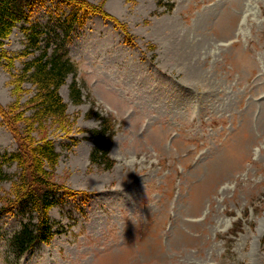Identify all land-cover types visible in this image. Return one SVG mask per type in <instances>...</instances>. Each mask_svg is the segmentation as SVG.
<instances>
[{
	"label": "rangeland",
	"instance_id": "obj_1",
	"mask_svg": "<svg viewBox=\"0 0 264 264\" xmlns=\"http://www.w3.org/2000/svg\"><path fill=\"white\" fill-rule=\"evenodd\" d=\"M69 1L90 14L66 43L64 116L40 118L23 70L41 51L22 52L24 29L54 38L72 8L25 0L2 48L0 156L23 161L2 165L0 211L24 176L38 186L31 154L46 142L59 157L42 190L77 194L57 193V233L17 264H264V0ZM100 118L111 169L90 159ZM21 210L0 214V264H16L5 246Z\"/></svg>",
	"mask_w": 264,
	"mask_h": 264
},
{
	"label": "trees",
	"instance_id": "obj_2",
	"mask_svg": "<svg viewBox=\"0 0 264 264\" xmlns=\"http://www.w3.org/2000/svg\"><path fill=\"white\" fill-rule=\"evenodd\" d=\"M72 8L71 13L62 23L61 34L54 36L48 34L39 27L31 30H25L27 37L26 51L22 52L23 56L41 51L37 56L27 62L23 70L24 78L37 87L38 93L33 102L40 107V118L48 116L62 117L66 113L67 104L63 101L59 90L65 83L68 75L76 74L77 66L71 60L68 49L66 47L67 39L73 31L74 26H80L84 23L86 16L90 14L88 9H83L80 5L69 1L60 0ZM25 0H0V61L3 59L4 41L11 35L14 27L18 22L26 21L28 16L22 9ZM83 10V12H82ZM44 43V44H43ZM43 44V45H42ZM53 47V49H52ZM70 99L72 103L79 105L83 103V93L76 82L70 85ZM100 117V116H99ZM102 125L98 129L91 131L95 141L94 148L91 152L90 159L92 164L104 166L111 169L113 161L110 158L111 141H112V124L106 121V118H100ZM0 180L3 179L2 165L5 163H22L23 156L14 153L10 156H0ZM32 174L37 187H32L28 181V177L24 176V182L16 192L18 201L12 203L8 210L0 211V214L10 211L16 205H21L24 210L23 214L27 215V221L21 224L20 229L15 232L8 240L5 246L7 251L14 256V262L18 261L27 253L43 243L48 244L53 236L57 233L54 230V223L48 216L49 210L57 205V193L63 192L64 195L74 197L77 195L72 191L58 189L53 187L42 188L43 185L48 186L45 182L49 178L46 170V164L54 168L57 163L59 154L56 153L52 143L46 142L35 146L32 149ZM26 208V209H25ZM37 214L34 215V214Z\"/></svg>",
	"mask_w": 264,
	"mask_h": 264
},
{
	"label": "bare ground",
	"instance_id": "obj_3",
	"mask_svg": "<svg viewBox=\"0 0 264 264\" xmlns=\"http://www.w3.org/2000/svg\"><path fill=\"white\" fill-rule=\"evenodd\" d=\"M68 40V39H67Z\"/></svg>",
	"mask_w": 264,
	"mask_h": 264
}]
</instances>
